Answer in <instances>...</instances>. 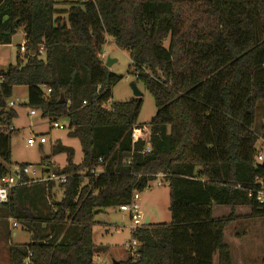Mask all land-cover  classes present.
<instances>
[{
    "label": "trees",
    "instance_id": "trees-1",
    "mask_svg": "<svg viewBox=\"0 0 264 264\" xmlns=\"http://www.w3.org/2000/svg\"><path fill=\"white\" fill-rule=\"evenodd\" d=\"M18 32L24 61L17 55L0 77V177L12 165L16 114L7 101L16 87L26 88L30 111L67 120L82 161L73 164L66 147L54 152L66 154L65 166L52 168L70 176L63 196L43 218H19L33 239L9 247V264H94V212L128 204L157 174L166 175L171 221L144 226L135 235L137 259L116 263L233 264L224 242L233 211L246 207L264 217V204L248 195L264 190L254 128L264 100V0H0V46ZM108 38L128 54L130 75L153 98L147 125L137 124L139 98L101 108L122 80L97 57ZM97 168L102 173L92 175ZM52 187L42 186L46 200ZM22 188L0 205V216L14 217ZM214 207L230 214L214 219ZM43 225L48 235L40 234ZM61 234V242H49Z\"/></svg>",
    "mask_w": 264,
    "mask_h": 264
},
{
    "label": "rangeland",
    "instance_id": "rangeland-1",
    "mask_svg": "<svg viewBox=\"0 0 264 264\" xmlns=\"http://www.w3.org/2000/svg\"><path fill=\"white\" fill-rule=\"evenodd\" d=\"M76 0H67V2ZM23 44V35L18 32L12 43L0 46V77L9 65H15L16 56L24 61L22 54L18 52V47ZM102 52L106 53V58L115 60L109 71L115 76L122 78L111 89L112 102L122 103L134 99L130 89L131 83H136L137 89L141 93V108L137 118L138 125H147L154 117L156 109L154 101L149 92L141 83L135 81V77L130 75L132 70L131 61L125 51L120 50L112 39H107L102 47ZM41 59L44 56L40 55ZM106 62V61H105ZM15 105L12 108L15 118L12 120L10 128L14 131L11 135V158L10 161L16 164H28L38 166L41 161H46L50 168H62L66 164L65 153H54L60 147H66L73 151V164L78 165L82 161V151L76 139L68 137V129H53L50 119H43L39 112L30 115V110L26 107L27 91L25 87H16L12 97L9 99ZM61 123V121H59ZM255 132L258 135L257 149L262 148V128H264V100L257 103V112L254 120ZM40 137L45 138L46 143L42 146L38 144ZM35 138L34 145H28L27 140ZM264 151V150H263ZM39 188L34 195L30 191ZM168 186L163 184L157 186V180L152 181L147 188L138 191V205L144 217V222L148 219L149 224L166 225L171 221L169 213V193ZM18 203L15 206L14 217L16 228L12 230L14 237H9L8 216H0V264H9L8 249L13 245L28 244L33 239V233L27 229L26 223L21 221L23 215H27L26 209L37 218L47 211L46 197L41 185L33 188H22L17 190ZM63 196V188L55 185L50 197L49 205L55 201H60ZM45 210H42V209ZM3 209L0 207V210ZM214 214L221 218L229 215L227 208H214ZM247 208L233 211L234 221L225 229L224 238L228 245L233 264H262L264 259V217H251ZM8 214V213H7ZM69 228L64 224L63 230ZM11 229V228H10ZM40 234L48 235L45 226L39 228ZM64 235V234H61ZM92 238L97 253L93 255L94 264H111L113 261L120 262L128 256L124 247L131 242L129 231V218L127 214L119 211L118 208L106 209L94 215L92 228ZM63 238H52L49 242L59 243Z\"/></svg>",
    "mask_w": 264,
    "mask_h": 264
},
{
    "label": "built area",
    "instance_id": "built-area-1",
    "mask_svg": "<svg viewBox=\"0 0 264 264\" xmlns=\"http://www.w3.org/2000/svg\"><path fill=\"white\" fill-rule=\"evenodd\" d=\"M19 52L21 54L25 53L24 44L20 45ZM39 54H42V48L39 49ZM98 59L105 64L106 61V53L100 52L97 55ZM44 89V95L48 96L50 94L49 89ZM14 103L12 101H7V108H13ZM83 106L86 105L85 102L82 103ZM101 108L105 111H111L113 108V102L111 99L107 100L105 103L101 104ZM30 115H35V111H30ZM61 121V123H59ZM69 124L65 119H58L52 123L53 129H68ZM134 138V135H133ZM28 145H34L36 143L35 138H29L27 140ZM46 143L45 138L40 137L38 140V144L40 146ZM264 141L262 140V146ZM264 149H258V152L255 157V164H261L264 162ZM149 148H145L143 153H147ZM99 163H102V160H98ZM102 173L101 168L94 169L91 174L99 175ZM69 175L64 174H56L50 168V165L46 162L39 164L38 166L27 165V164H12L8 168V173L0 177V205H7L10 200L11 193L14 189L20 187H30L35 184H43L46 188L45 191L48 192V184L52 183L53 186H61L66 183L69 179ZM166 179V175L157 174L155 176V180H157V186H161L163 184L168 185ZM260 183V182H259ZM150 184V183H149ZM146 186V188L149 186ZM51 191V190H50ZM249 196H254L255 201L258 204H264V190H259L256 192H250ZM139 194L138 191H133L131 195V199L128 204L121 205L118 207L119 211L127 214L129 218V231L131 233V242L124 247V251L127 256L133 260L138 257L139 243L135 238L137 232L144 228L145 222L142 213L140 212V208L138 205ZM9 223V230L12 232L13 229L16 228L15 221L12 217H8L7 219ZM11 228V229H10Z\"/></svg>",
    "mask_w": 264,
    "mask_h": 264
},
{
    "label": "water",
    "instance_id": "water-1",
    "mask_svg": "<svg viewBox=\"0 0 264 264\" xmlns=\"http://www.w3.org/2000/svg\"><path fill=\"white\" fill-rule=\"evenodd\" d=\"M31 55H33V53H31ZM113 63H115V60H112L110 58H107L106 59V62L104 64V66L109 69ZM130 89L132 91V94L134 96V98H140L141 96V93L139 92V90L137 89V86H136V83H131L130 84ZM65 102V99H64V95L63 94H60L59 96V100H58V103L59 104H63ZM103 210H97L94 212V215L98 214V213H101ZM149 224L148 222V219L145 221V226H147ZM113 264H117L115 261L112 262Z\"/></svg>",
    "mask_w": 264,
    "mask_h": 264
},
{
    "label": "crops",
    "instance_id": "crops-1",
    "mask_svg": "<svg viewBox=\"0 0 264 264\" xmlns=\"http://www.w3.org/2000/svg\"><path fill=\"white\" fill-rule=\"evenodd\" d=\"M12 163V162H11ZM13 164V163H12ZM15 164V163H14ZM28 165V164H27ZM35 185H42V184H35ZM34 186V185H33ZM33 186H31L30 187V189L31 188H33ZM43 186V185H42ZM53 188H54V186L52 187V189H51V193H52V190H53ZM38 190H39V188H35V189H33V190H31L30 191V194L31 195H34V194H36L37 192H38ZM55 202H58V201H55ZM49 205V203H48V200H47V203H46V206H48ZM214 208H223V207H214ZM213 208V210H212V216H213V218L214 219H220L221 217H219L218 215H215L213 212H214V209ZM243 208H246V207H240V208H236L235 210H238V209H243ZM227 209H229V208H227ZM248 209V208H247ZM42 210H45L44 208L42 209ZM249 210V209H248ZM26 212H27V214H29V215H31V211L29 210V209H26L25 210ZM229 212H230V209H229ZM249 212H250V210H249ZM230 214V213H229ZM250 214V213H249ZM147 220V219H146ZM149 222V221H148ZM44 226V225H43ZM15 236V234H13L12 232H11V237H14ZM64 237V235H60V237H59V239L60 238H63ZM71 237V236H70ZM224 242H225V238H224ZM214 264H216V260L214 261Z\"/></svg>",
    "mask_w": 264,
    "mask_h": 264
}]
</instances>
